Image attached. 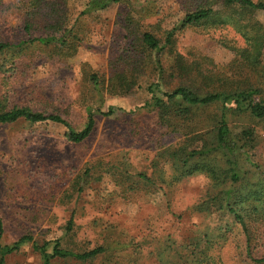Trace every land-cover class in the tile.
Returning <instances> with one entry per match:
<instances>
[{"label": "rangeland", "instance_id": "rangeland-1", "mask_svg": "<svg viewBox=\"0 0 264 264\" xmlns=\"http://www.w3.org/2000/svg\"><path fill=\"white\" fill-rule=\"evenodd\" d=\"M28 1L0 0V38L24 42L0 55V99L7 108L23 105L59 113L75 130L85 125L90 107L94 126L84 140L73 143L61 123L18 119L0 124V243L10 245L27 234L39 244L50 241L48 251L57 239L74 252L103 247L86 260L54 258L50 264H182L193 238L204 231L214 236L230 231L227 241L206 252L211 264H256L246 255L241 226L220 210L221 178L213 184L204 172L183 175L180 169L176 174L179 160L168 155L179 146L198 150L211 142L217 106L161 118V109L146 105L151 99L148 85L156 77L163 89L192 81L171 69L168 54L158 76L153 59L135 53L132 45L143 31L163 41L174 30L173 51L186 61H203L224 81H249L264 95V38L260 66L252 71L231 48L247 43L226 18L229 9L221 0L214 3L216 15L207 28L184 29L179 28L187 10L184 0H120L89 16L79 15L87 0H41L43 9L35 13L27 34L22 7ZM251 14L264 30V10ZM60 20L64 26L76 22L83 28L75 49L63 48L64 55H59L53 44L30 41L51 34L45 25ZM114 63L120 70L127 68L133 79L128 88L118 86ZM91 72L98 76L99 93L89 80ZM227 122L236 134L253 129L252 139L240 140L245 144L240 165L255 182L264 174V118L232 114ZM217 161L224 165L221 157ZM139 175L153 183L141 184ZM259 215L251 230L256 228L260 237L252 248L256 257L264 256V211ZM70 218L72 229L66 232ZM2 264H41V257L26 243Z\"/></svg>", "mask_w": 264, "mask_h": 264}, {"label": "trees", "instance_id": "trees-1", "mask_svg": "<svg viewBox=\"0 0 264 264\" xmlns=\"http://www.w3.org/2000/svg\"><path fill=\"white\" fill-rule=\"evenodd\" d=\"M40 1L29 0L26 4H24L25 2L23 3L24 7H22V10L26 15L24 30L27 34H30L31 27L34 24L33 17L35 13L43 9ZM119 1L87 0L79 15L89 16L91 13L107 9L110 5ZM184 1L187 4V10L179 24V28H207L210 21H213L216 15L213 5L219 0ZM221 2L229 9V14L226 18L232 20L234 27H236L237 31H240L247 43V46L244 48H237L235 46L231 48L242 58L244 68L249 67L252 71L257 70L260 66L259 55L261 40L264 38V30L252 17L251 13L259 9L264 10V0H221ZM76 20L79 22L78 18ZM126 21L129 22L128 19ZM76 25L78 24L74 22L64 26L61 20L57 23L55 22V24H47L45 28L51 30L52 33L44 36H34L30 41L36 44H45L46 46L53 44L56 46L55 52L59 55H64L61 54L63 48H67L68 50L71 48L75 49L77 44L83 40V37L80 35V31L82 30L83 32V28L79 25L76 27ZM82 27L84 26L82 25ZM173 33L174 30L168 31L164 36V40L161 41L153 32L143 31L137 37L138 41H135L132 48L135 53L143 54L145 57L153 59L152 65L160 77L165 68L163 63L164 55H171V69L176 70L179 75H183V73L188 75L192 82L179 84L171 89H163L156 77V82L148 85L151 99L146 105L161 109V118L170 114L177 117L188 116L193 109L209 107L211 105L217 106L218 114L213 140L198 150H188L185 145L179 146L168 150V155L174 161L179 160V165L174 170L176 174L177 170L180 169H182L181 174L183 175L204 172L212 178L213 184L218 183L217 176L221 178L218 183V185H221L219 190L220 203H222L220 210L222 209L223 212L232 218L233 222L241 226L242 233L245 236L246 255L250 261L256 264H264V256L256 257L252 254V248L257 245L256 242L260 240V237L259 233L256 232V228L251 231L255 220L261 218L259 215L260 211H264V174L257 181L250 182L248 179L249 171L243 169L242 165H240L241 155L245 153L243 151L245 144L240 143V140L241 138L246 139L244 141L252 139L253 129L248 127L242 130L241 133L236 134L230 130L227 122L228 117L232 114H243L258 119L264 118V95H260L261 88L254 86L249 81L243 83L240 81H224L225 79H223L222 75H217L203 61L198 59L186 61L180 53L173 51ZM23 43V41L12 43L0 38V55H3L10 49L22 46ZM114 68L117 73L115 76L119 84L118 86L128 88L133 83V79L128 78L126 75L128 72L127 68L122 67L120 70L117 63H114ZM131 71L132 67L129 69V72ZM88 75L93 89L99 93L97 74L91 72ZM203 84H206L209 88H206L207 86L203 87ZM257 96H259V99H256ZM86 112L87 120L85 125L81 129L75 130L69 126L59 113L34 111L23 105H14L7 108L0 99V124L11 123L18 119H24L29 123H44L47 121L61 123L66 126V139L73 143L84 140L94 126L93 110L88 107ZM194 137L198 136L195 135ZM188 140L189 138L185 139V141ZM220 157L223 160V166L217 161V158L220 159ZM139 176L141 184L142 182L146 185L153 183L145 175ZM206 209L208 208L201 207L200 210ZM72 224L73 219L70 218L66 224V232L71 231ZM2 232L3 225L0 218V237ZM229 234L230 231L215 236L210 232H202L199 237H195L193 238L194 240L189 241L188 248L191 247L190 252L189 254L184 253L182 256L184 262L182 264H211L209 255H206V252L212 248L211 245L214 243L227 241ZM49 242L46 241L39 244L26 234L20 236L10 245L0 243V264L4 262L6 255L18 250L26 243H30L33 249L38 251L41 257V264H50L54 258L72 257L78 260H86L103 251V247L97 246L88 251L74 252L64 248L58 239L51 241L53 242L52 249L48 251L46 246ZM176 253L177 251L171 254L170 261H173ZM180 254L178 252L177 258H181Z\"/></svg>", "mask_w": 264, "mask_h": 264}]
</instances>
